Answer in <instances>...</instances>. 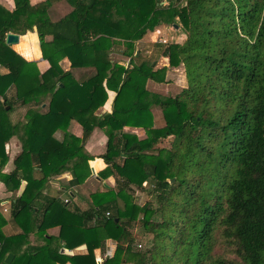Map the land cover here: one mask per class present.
Listing matches in <instances>:
<instances>
[{
  "label": "trees",
  "instance_id": "trees-1",
  "mask_svg": "<svg viewBox=\"0 0 264 264\" xmlns=\"http://www.w3.org/2000/svg\"><path fill=\"white\" fill-rule=\"evenodd\" d=\"M50 1L12 0L10 9L0 3V66L8 71L0 75V182L11 193L25 182L10 213L21 233L4 236L0 215V264L9 252L10 264H95L88 255L59 250L90 243L103 251L108 239L116 250L101 264H264V0H63L71 12L56 22L48 17ZM176 18L185 41L162 46L160 55L183 68L186 85L171 97L146 89L148 81L165 83L166 68L142 60L135 43ZM33 28L49 65L42 74L23 59L21 46L13 47L19 56L4 43L7 33L22 36ZM115 39L124 56L140 60L115 65L119 84L101 75ZM64 58L71 70L93 68L94 74L77 81L60 68ZM10 88L23 110L15 121L9 116L15 103L5 96ZM108 92L114 93L111 111L98 116ZM152 107L161 111L160 128ZM71 121L81 126V139L68 132ZM124 127L142 129L145 138L123 133ZM95 129L107 137L100 158L115 189L91 195L80 214L57 198L43 199L51 177L71 171L74 186L90 175L84 142ZM12 137L21 151L5 174ZM168 138L169 150L157 149ZM145 183L156 206L131 202ZM135 223L151 235L149 248L137 249ZM54 226L58 237H46ZM36 229L44 244L35 247L28 237Z\"/></svg>",
  "mask_w": 264,
  "mask_h": 264
},
{
  "label": "crops",
  "instance_id": "crops-1",
  "mask_svg": "<svg viewBox=\"0 0 264 264\" xmlns=\"http://www.w3.org/2000/svg\"><path fill=\"white\" fill-rule=\"evenodd\" d=\"M45 1L46 0H29V3L31 6H35ZM50 2H51V5H53L56 2L64 3L63 0H51ZM0 3L5 8L10 9L12 7V0H0ZM49 10L50 8L48 9V12ZM70 12H71V8L69 10H65L63 16L60 19L67 16ZM58 20H55L53 22H56ZM166 31H167L166 25H160L155 29L153 33L152 32L147 33L140 41H137L135 43V48L137 50V53H138V50L144 45L148 46L150 42L153 44L155 42L152 40L153 36L157 34L158 32L162 36V38L160 39L167 41V39L169 38L171 40V42L168 45H181L185 41V38L179 37L178 32L175 31L171 33V32H166ZM25 34H32V36L28 38H24L23 36ZM25 34L22 36L19 35L18 43L14 45H19L21 46V49L25 50V52L27 51L26 54L23 55L24 58L22 56L21 57L27 62L34 63L37 69L39 70V72L42 74L48 70L49 65L45 60L42 59L41 51L39 48V40H38L36 30L35 28H33L31 32L28 31ZM177 37H178V40H177ZM49 39L50 37H47V40ZM113 44L115 45V47H113L110 53V64H108L106 68L101 72V75L111 80L112 82L119 84L122 80V75L116 71L115 65L117 64V65L126 67L127 64H131V62L136 63V61L138 62L139 60L123 55L125 48L122 45V41L115 39L113 40ZM163 44H166V43H163ZM14 45H11L9 47L12 51L18 54L13 48ZM162 46L164 45H161L159 49H161ZM38 48H39V54L37 58L34 59V57L32 56V53L36 51ZM158 55H159L158 56L159 59H153V61L156 62V68L165 67L166 69H170L169 58L164 57V55H160V53ZM59 66L63 71H72L77 81H84L94 74L93 68H83V69L71 70L70 63L68 62L66 58L62 59L59 62ZM131 66H134V65L131 64ZM7 73H8L7 69L0 66V75H5ZM158 86L159 84L151 82V81H148L146 83V89L151 92L159 89ZM182 88H184V86ZM5 96L7 99L12 100V102L14 101L13 103H15L14 109L9 114L10 118L13 121H15L20 117L23 111L20 108H16L18 104H17V101H15V90L10 88L6 92ZM113 98H114V93L108 92V99L106 103L103 105V107L99 108L96 111V114L98 116H101L104 113H109L111 111V104H112ZM0 102H2L1 96H0ZM46 110H47V105L43 104L41 106V111L46 112ZM151 113L154 118L155 126L159 128L162 127L160 120L158 122L159 114H157V112L156 114L154 112H151ZM67 130L71 135L75 136L76 138H79V139L82 138V128L77 122L71 121ZM122 132L125 134L135 135L140 140L145 138V134L142 129L124 127ZM106 142H107V137L105 133L100 129H95L91 133V135L88 137V139L84 142V149L86 153L92 157V160L88 161L90 175L87 176L80 184L74 185V186L70 185V182L74 180V174L71 171H64L63 173L59 175L53 176L49 179L46 185V188L43 190L42 198L43 199L44 198H57L58 200L67 204V208L69 211L77 212L78 214H80V213L87 211L90 208V205L92 203L91 198H90L91 195L95 193H103L106 190L115 189L114 179L109 174V171L107 170L106 165L103 163V160L100 158V156L105 152ZM20 151H21V146H20L19 140L17 139V137H12L5 145V152L8 157V160L2 169L3 173L9 174L14 170L13 162L15 158L19 155ZM34 177L35 178L40 177V174L38 171H35ZM146 184L147 183H145L144 185L146 186ZM24 187H25V182H22L20 185V188L16 192L11 193V192H8L4 184L0 182V215L6 221V223L2 227V233L6 237L16 236L21 233V229L12 220L10 213H11L13 200L22 193V191L24 190ZM43 204H44V201L39 200V205L41 207ZM37 212H38V209L36 208L35 213ZM38 219H40V213L38 214ZM93 224H94V220L86 221L85 227L91 226ZM45 234H46L45 235L46 237L57 238L59 235V227L54 226V227L48 228ZM28 243H30L31 246H35V247L44 244V241L42 240V238L37 235V229L33 231L32 233H30L28 237ZM137 245L138 243L136 240V246ZM115 250H116V243L113 240L108 239L105 241L103 251H101L100 249H93L90 243H85L71 250L65 249L64 247H62L59 250V254L66 255V256L88 255L95 264H101L105 257L107 258L113 257ZM9 254L13 256L12 260L14 259V255L11 252H9L4 257V260H3L4 264H5V258ZM50 264H70V263L69 262L59 263L58 261H53L51 259Z\"/></svg>",
  "mask_w": 264,
  "mask_h": 264
},
{
  "label": "rangeland",
  "instance_id": "rangeland-1",
  "mask_svg": "<svg viewBox=\"0 0 264 264\" xmlns=\"http://www.w3.org/2000/svg\"><path fill=\"white\" fill-rule=\"evenodd\" d=\"M162 2H163L162 4H166L168 2V0H162ZM66 4L67 3L64 1V3L63 2L62 3L56 2L53 5H51L50 10L48 12L49 19L52 21L60 19L63 16L64 11L70 9V6L66 5ZM174 22L175 23L172 25H166V27H167L166 32L173 33L176 31V32H178L179 37L186 38L184 32L181 30V25H180L178 19L176 18L174 20ZM174 25L177 27L175 28ZM182 34L184 35V37ZM160 38H162V36L158 32L157 34H155L153 36L152 40L155 41L153 44L150 42V44H148V46L144 45L143 47H141L138 50V53L141 54L142 60L159 59L158 54L163 49L162 47H161V49H159L160 46L166 45V44L168 45L171 42V40L169 38L167 39V41H164L163 39H160ZM155 39H157L158 41ZM177 40H178V37H177ZM163 43H166V44H163ZM28 61H30V60H28ZM138 62L137 61H136V63L131 62V64L136 66L138 64ZM165 74H166L165 83L159 84V86H158L159 89H157L156 91H152V92L163 95V96L173 97V96L177 95L183 89L182 88L183 86L185 87V85H186L184 70L181 66L180 67H170V69H166ZM12 89L15 90L14 88H12ZM151 112H154L155 114L157 112V114H159L158 122L160 120L161 126H163L164 120H163L160 109L158 107H152ZM153 122H154V118H153ZM154 127L159 128V127L155 126V123H154ZM171 141H172V138H168V139L163 140L158 145L157 149L164 150V151L169 150V148L171 146ZM150 189H151V184L148 183L146 185V188H145L146 191L145 192L139 191V189L135 190L133 193V197H131L132 204L142 206L145 202L151 200V201H153V205L156 206V204L154 203V199L148 193ZM138 217H140V215ZM132 232H134V234H135L137 243L141 246L140 248L137 247L138 250H144V249H147L151 246V235L146 234L143 231V229L140 226H138L137 223L134 224V228H133Z\"/></svg>",
  "mask_w": 264,
  "mask_h": 264
},
{
  "label": "water",
  "instance_id": "water-1",
  "mask_svg": "<svg viewBox=\"0 0 264 264\" xmlns=\"http://www.w3.org/2000/svg\"><path fill=\"white\" fill-rule=\"evenodd\" d=\"M174 27L176 28L177 26L174 25ZM19 41V35L18 34H15V33H12V32H9L5 35V38H4V43L7 45V46H11V45H14V44H17ZM9 108L6 107V110H8ZM98 180V178H97ZM174 182V179H171L170 183H173ZM117 221V220H116ZM12 255L9 254L6 256L5 258V264H10L11 260H12Z\"/></svg>",
  "mask_w": 264,
  "mask_h": 264
},
{
  "label": "built area",
  "instance_id": "built-area-1",
  "mask_svg": "<svg viewBox=\"0 0 264 264\" xmlns=\"http://www.w3.org/2000/svg\"><path fill=\"white\" fill-rule=\"evenodd\" d=\"M128 65H129V64H127L126 67H128ZM126 67H125V68H126ZM107 215H108V213H106V216H107ZM137 247L140 248L141 246L138 244Z\"/></svg>",
  "mask_w": 264,
  "mask_h": 264
}]
</instances>
